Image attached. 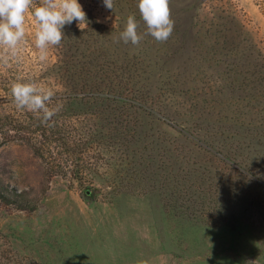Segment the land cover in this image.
Returning a JSON list of instances; mask_svg holds the SVG:
<instances>
[{
  "label": "rangeland",
  "instance_id": "obj_1",
  "mask_svg": "<svg viewBox=\"0 0 264 264\" xmlns=\"http://www.w3.org/2000/svg\"><path fill=\"white\" fill-rule=\"evenodd\" d=\"M199 2L197 38L185 35V51L172 61L149 35L135 47L115 43L127 19L100 0H78L85 22L65 25L61 43L40 60L31 9L25 14L17 55L0 63V264H264V103L248 112L245 87H229L224 63L214 65L224 60L212 48L215 33L205 30L231 12L241 45L264 60V0ZM198 42L191 78L179 74L184 85H175L160 69L182 73ZM82 44L107 50L108 65V51L129 55L144 71L132 90L148 94L49 101L56 111L44 123L68 138L67 154L61 141L33 132L40 114L17 108L11 85L63 96L59 60ZM118 73L104 82L120 85Z\"/></svg>",
  "mask_w": 264,
  "mask_h": 264
},
{
  "label": "trees",
  "instance_id": "obj_2",
  "mask_svg": "<svg viewBox=\"0 0 264 264\" xmlns=\"http://www.w3.org/2000/svg\"><path fill=\"white\" fill-rule=\"evenodd\" d=\"M100 1L103 2V0ZM200 6L201 3L199 0H169V9L171 19L174 21V29L171 36L169 37V39H173V42L171 44L164 42V48L162 49V52L167 56V59L172 61L174 59V55H176L179 49L185 51V48L183 47L185 35H190L193 33L194 38H197L194 34L195 32H199V28H196L197 20L195 9L200 8ZM113 10H116L119 16L126 19L130 15L135 16L136 21L141 19L137 7V0H114ZM225 10L226 9H222L220 11H222V13H227ZM187 15H192V18L187 25L182 26L183 24L180 23V20ZM205 30L207 32L212 31L216 34L209 35L210 37H213V46L216 47L217 45L216 48H212L217 54L216 56H224L223 61L217 57V59L214 60V65L221 67V62L222 64L224 63L223 69L225 71L224 73L228 80L229 87L233 89L239 84V82L245 87L247 95L244 97V100L247 101V105H250L248 112L253 115L255 113V108L253 106L264 103V60L262 55L256 52L254 53L253 51L248 52L246 45H241V36H243L242 26L234 14H231V12L228 14L218 13L215 20L211 18V20L208 21ZM225 32H228V34H225ZM227 37H231L232 40H227ZM194 38L191 37L190 39H193L195 42ZM173 43H175L174 46L176 48L172 45ZM198 46L199 42L197 44L194 43L190 47V54L187 58L189 64H186L187 67L182 68V73L179 72L176 74L174 71H171L165 67L160 69L162 72H165L166 78L168 80L172 81L175 85H184L180 81L184 82L186 78H191V69H193L192 64L197 58V48H199ZM226 46H230L231 49L226 50ZM241 51L244 52L243 56H241ZM106 52L107 50H102L101 48L97 47L90 48L89 45L84 46V44H82L78 45L72 53H63L61 55V59L59 60V65H61V68H63L60 74L64 79L63 87L65 93L63 96H59L57 98L52 97L50 101H57L58 99H88L89 97L99 98L101 95H109L112 98L131 99L132 97L130 96L133 95L139 97L147 95L148 92L135 91V89L134 91L132 90L134 80L141 76L144 71L138 67L135 68L132 66L129 55L124 54L122 56H118L116 55L115 51H108L112 56H114L112 58L108 56L109 64H111L108 65L105 62ZM116 65H119V67L115 69ZM176 69H178V67H176ZM241 69L244 71H241ZM114 70L119 71L116 76H119L118 78L120 82L123 81L122 83L119 82L120 85L104 82L108 75L106 73L109 71L114 72ZM151 73L152 71H148V74ZM179 74L182 75L184 80L179 78ZM168 80H166L167 83ZM144 83V88L146 87V91L150 92L146 82ZM168 86L172 90H175L176 88L172 84ZM127 94H130L129 97ZM31 114V118L33 119L35 114ZM39 114L40 117H37L38 115H36L35 119H33L32 124L35 125V131L33 132L40 131L39 134L42 137H48L50 140L55 138V140H53L55 142L61 141V144L64 147V152L67 154L70 152L72 153V151L67 146L68 138L64 136L60 137L61 130L56 131V133L52 127H46V124L42 121L43 114ZM57 117L66 120L69 118V115L59 114ZM28 123L29 122H27V124ZM9 126H11V123ZM12 128L15 131L22 130L19 125L18 127L15 125ZM48 129L51 130V135L49 136L46 135ZM53 133H56V135H52Z\"/></svg>",
  "mask_w": 264,
  "mask_h": 264
},
{
  "label": "clouds",
  "instance_id": "obj_3",
  "mask_svg": "<svg viewBox=\"0 0 264 264\" xmlns=\"http://www.w3.org/2000/svg\"><path fill=\"white\" fill-rule=\"evenodd\" d=\"M103 4L113 10L114 0H103ZM137 7L146 27L145 33H138L136 18L130 15L114 42L130 43L135 47L139 46L145 35L151 36L157 43L167 42L174 29L169 0H137ZM30 9L36 24L34 43L39 50L40 60L46 59L50 45L61 43L65 25L78 21L80 27L86 20V13L78 0H42L35 7L33 0H0V49L6 53L0 55V63L7 64L9 55H17L25 37V14ZM11 95L17 108L42 113L43 122L49 121L55 114L56 110L47 106L53 93L37 87L35 83L13 82Z\"/></svg>",
  "mask_w": 264,
  "mask_h": 264
}]
</instances>
